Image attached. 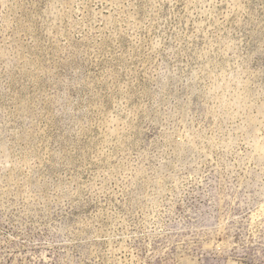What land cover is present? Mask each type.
I'll use <instances>...</instances> for the list:
<instances>
[{
  "label": "rangeland",
  "instance_id": "374dc122",
  "mask_svg": "<svg viewBox=\"0 0 264 264\" xmlns=\"http://www.w3.org/2000/svg\"><path fill=\"white\" fill-rule=\"evenodd\" d=\"M0 264H264V0H0Z\"/></svg>",
  "mask_w": 264,
  "mask_h": 264
}]
</instances>
